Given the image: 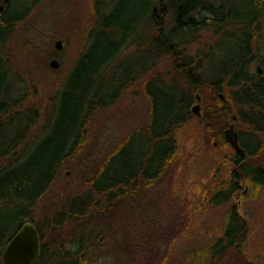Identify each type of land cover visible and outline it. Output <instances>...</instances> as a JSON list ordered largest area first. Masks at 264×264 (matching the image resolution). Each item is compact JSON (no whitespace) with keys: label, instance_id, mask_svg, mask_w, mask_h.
I'll return each mask as SVG.
<instances>
[{"label":"trees","instance_id":"trees-1","mask_svg":"<svg viewBox=\"0 0 264 264\" xmlns=\"http://www.w3.org/2000/svg\"><path fill=\"white\" fill-rule=\"evenodd\" d=\"M212 1L219 3L214 5ZM10 7L11 4L8 11ZM26 10L27 7L21 14L6 19V31L0 33V38L25 16ZM203 10L214 18L202 14ZM166 14L167 22L163 20ZM112 16L117 17L115 11L107 18ZM140 16H149L154 29L151 47L159 54L172 57L176 73L188 84L189 94L176 99L175 92L165 91L159 101L149 92L147 83L161 79L153 74L146 78L145 92L150 98L148 123L134 128L112 147L88 179V187L53 205L54 215L47 218L51 238L45 240L41 224L34 220L37 202L47 194L62 169L83 154L84 146L90 142L89 119L98 110L112 105L138 78V75L125 79L112 76L115 88L110 98L103 99L101 87L107 86L101 80L116 56L133 41L131 36ZM128 17L131 20L127 26L122 21H117L113 27L106 25L88 52L78 56L71 68L68 87L61 94L59 113H46V105L43 107L34 101L38 97L34 93L30 95L23 85L26 80L15 75L9 58L0 50V252L20 227L30 221L40 237V253L34 264H91L88 253L92 248V230L80 231L83 220L111 215L112 207L135 198L143 185L154 184L177 159L180 149L177 133L194 116L191 105L198 92L212 95L217 102L204 108L205 131L221 145L229 144L224 130L232 112L236 118L230 119L244 149L242 155L235 151L229 155L233 164L230 179L222 178L205 188L202 200L222 204L233 197V192L241 187L240 182L264 187V164L253 163L264 155V30L261 32L260 28V23L264 25V0L232 3L227 0H144L140 14ZM226 20V25L233 20L232 30L243 38L234 54L215 67L210 76L203 77L199 72L202 59L196 61L185 49L190 38L179 41L176 35L188 30L192 34L209 21L223 30ZM111 28L115 29L114 33ZM255 63L263 67L261 75L253 69ZM148 65H154V60ZM219 93H225V98H218ZM225 160H228L227 155L217 165L218 169ZM238 207L232 205L227 214L224 233L227 246L241 238L242 233L243 237L246 234V220ZM65 224L74 225L79 235L77 242L71 239L68 246L64 240L57 241L59 229ZM139 241L144 243L146 237ZM215 243L214 248L221 244L220 239ZM138 252L146 255L139 264H163L166 259L155 242L151 248L132 255ZM202 252L205 253V249ZM132 260L135 262L126 264H136V259Z\"/></svg>","mask_w":264,"mask_h":264},{"label":"rangeland","instance_id":"rangeland-1","mask_svg":"<svg viewBox=\"0 0 264 264\" xmlns=\"http://www.w3.org/2000/svg\"><path fill=\"white\" fill-rule=\"evenodd\" d=\"M143 3L144 0H11L9 16L21 14L25 7L27 10L25 16L0 38V50L9 58L15 75L26 80L23 85L30 95L34 93L38 97L34 101L43 107L46 105V113H59L61 94L68 87L71 68L78 56L88 52L106 25L113 27L117 21L129 25L128 15H139ZM218 3L213 2L214 5ZM112 11L117 17L107 18ZM207 12L203 10L202 14L214 18ZM163 20L168 21L167 14ZM211 22L192 34L188 30L176 35L179 41L190 38L185 49L196 61L202 59L199 72L203 77L210 76L215 67L234 54L243 38L232 30L233 20L228 25L226 20L223 30ZM260 24L263 32L264 25ZM110 31L114 33L115 29ZM153 32L149 16H140L131 36L133 41L116 56L101 80L107 86L101 87L103 99L110 98L115 88L112 76L125 79L138 75V78L112 105L98 110L89 119L90 142L84 146L83 154L62 169L47 194L37 202L34 220L41 224L45 240L51 238L48 219L54 215L53 205L88 187V179L112 147L131 130L148 123L150 98L145 92L146 78L153 74L161 79L147 83V89L159 101L165 91L175 92L176 99L188 96V84L176 73L172 57L159 54L151 47ZM57 41L61 42L60 49L56 47ZM54 57L59 60L57 68L50 66ZM153 60L154 65H148ZM257 66L255 63L253 69ZM220 98L224 99L225 93ZM196 103L201 106V115L193 113L194 116L178 130L177 159L158 180L148 187L143 185L135 198L117 203L111 215L83 220L80 231L92 230V248L88 253L91 264H126L135 262L133 258L139 264L146 255L132 253L149 249L154 242L166 256L163 264H201L204 260V264H264V187L240 182L241 187L233 192V197L222 204L202 200L205 188L222 178L230 179L233 164L229 155L232 156L234 150L230 144L221 145L204 129V108L215 105L216 99L198 92L191 107ZM230 118L226 119V128L234 124ZM226 155L228 160L218 169L217 165ZM253 163L264 164V155ZM234 204L239 205L247 230L244 237L242 233L241 238L227 246L224 235L227 214ZM59 235L57 241L64 240L65 246L71 239L73 242L79 239L72 224L63 225ZM141 237H146L144 243L139 241ZM218 239L221 244L214 248Z\"/></svg>","mask_w":264,"mask_h":264},{"label":"water","instance_id":"water-1","mask_svg":"<svg viewBox=\"0 0 264 264\" xmlns=\"http://www.w3.org/2000/svg\"><path fill=\"white\" fill-rule=\"evenodd\" d=\"M9 0H4L0 3V14L5 9V4ZM61 42L57 41L56 47L61 48ZM50 66L57 68L59 66V61L57 59H52L50 61ZM258 74L263 73V67L258 65L256 67ZM220 97H223L222 93H219ZM199 100V96L197 95ZM193 113L197 116L201 115V106L196 103L191 107ZM235 115L232 116L234 120ZM225 138L230 146L233 148L235 153L243 154L244 149L239 143L238 133L235 130L234 124L231 123L224 130ZM40 253V237L35 224L30 221L25 222L20 229L9 239V241L3 246L0 252V259L2 264H34L39 257Z\"/></svg>","mask_w":264,"mask_h":264},{"label":"flooded vegetation","instance_id":"flooded-vegetation-1","mask_svg":"<svg viewBox=\"0 0 264 264\" xmlns=\"http://www.w3.org/2000/svg\"><path fill=\"white\" fill-rule=\"evenodd\" d=\"M4 2V0H0V3H3ZM11 4V0H9L6 4H5V9H4V11L2 12V14H0V33H3V32H5L6 31V25H5V21H6V19H8V17H10L9 15H8V7H9V5ZM6 17V18H5ZM52 59H56L55 57L54 58H52ZM51 59V60H52ZM58 60V59H57ZM59 61V60H58Z\"/></svg>","mask_w":264,"mask_h":264}]
</instances>
